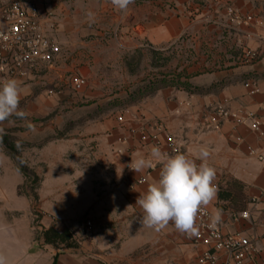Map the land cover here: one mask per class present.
Segmentation results:
<instances>
[{
    "label": "crops",
    "instance_id": "0c3cea01",
    "mask_svg": "<svg viewBox=\"0 0 264 264\" xmlns=\"http://www.w3.org/2000/svg\"><path fill=\"white\" fill-rule=\"evenodd\" d=\"M230 8L243 18L253 17L254 22L232 24ZM39 14L61 54L53 66H40L27 78L15 79L21 90L19 109L25 118L14 116L0 123V255L7 257L8 264H194L205 248L194 244L193 236L181 234L171 222L158 231L140 222L137 197L156 182L161 165L154 162L137 174L128 164L132 158L147 157L152 146L173 155L166 134L160 136L159 145L143 140L159 127L172 135L182 154L190 158L195 159L201 145L210 148L208 163L221 184L210 212H221L225 234L248 238L258 250L253 264H262L264 202L257 198L264 191V162L251 157L249 148L264 156V0H134L126 12L114 8L110 0H40ZM5 25L0 7V27ZM109 36H118L123 50H127L124 42L134 39L155 51L177 46L189 60L186 64L185 59L177 60L174 72L153 77L144 87L110 92L88 66L93 57L91 45L102 44ZM247 51L256 52L257 60L247 62ZM69 73L87 79L82 92L73 90V76L66 79ZM165 76L171 80L182 76L181 81L191 85L192 91L165 87ZM248 82H255L260 92L247 88ZM50 90L62 93L49 96ZM111 99L119 103L117 116H123V123L119 117L106 116V110L116 106ZM106 103H110L107 108ZM218 108L239 113L244 122L229 118L221 130L214 131L205 116ZM248 113L256 116L260 132L252 129ZM59 115L71 125L80 121L87 160L91 143L103 153L99 164L108 170L101 172L99 179L108 182L88 189L79 207L82 215L96 222L115 221L127 228L128 237L113 257L94 253L88 242L61 249L46 245L44 231H72L76 222L74 188L63 180L64 174H37L39 187L32 197L28 180L34 177L21 174L10 155L6 139L39 143L57 128ZM21 160L30 158L23 155ZM84 177L93 178L88 161ZM143 179L147 182L141 183ZM23 189L27 191L23 193ZM35 210L42 212L37 221L32 216ZM244 213L249 215L247 219L242 218Z\"/></svg>",
    "mask_w": 264,
    "mask_h": 264
},
{
    "label": "rangeland",
    "instance_id": "374dc122",
    "mask_svg": "<svg viewBox=\"0 0 264 264\" xmlns=\"http://www.w3.org/2000/svg\"><path fill=\"white\" fill-rule=\"evenodd\" d=\"M124 43L127 44V50L120 48L121 42L118 36L117 38L111 36L106 42L102 44L94 43L89 49L93 55L88 65L91 73H93L95 79L101 78L105 81L110 92L144 87L145 83L153 77L174 72L175 66L173 64L177 60L183 61L185 59V64L189 60L184 55L185 53L182 54L177 49V46L165 48L164 51H155L144 41H136L134 39L132 41L126 40ZM136 45H138L137 49L128 50L130 46ZM182 55L183 59L180 58ZM72 76L74 75L69 73L66 75V79L69 80ZM75 76L82 77L79 74ZM85 80L87 81V79ZM115 100L111 99L109 102L116 104L113 103ZM90 103L92 104V101ZM109 104L106 103V108L110 106ZM118 105L119 103L116 106L114 105L113 108L107 109L106 116L119 117L117 112L120 111V106ZM114 108L116 111L112 113ZM59 117L61 118V115ZM79 123L80 121L76 125H71L70 121L61 118L58 121L57 128L41 137L39 143L27 144L15 141L11 143L9 142L11 141L10 139H6V142L10 153L20 160L21 167L34 177L28 180L32 197H35V188L39 187L40 178L37 174H53L55 177L65 175L63 180L68 186L74 188L76 222L71 227L74 240L80 244L90 243L93 252L98 255L113 257L120 253L121 246L128 237L127 228L118 226L115 221L107 224L96 222L94 219L89 218V215H82L81 213L82 202L80 198L86 197L88 189L91 187H97L103 182H108V180L102 181L99 179L101 172L107 171L108 168L99 164L103 153L98 151L96 143L90 144L87 160L85 156L87 150L85 145H83L85 143L81 140L82 126ZM23 155L28 156L30 160L23 162L21 160ZM87 161L91 176H93V178L90 177L89 179L83 178ZM99 172L100 174H98ZM26 191V189H23V193ZM40 213H42L41 210L32 212L35 221L41 216ZM88 222L93 225V230L89 235L83 231ZM114 264L118 263L114 262Z\"/></svg>",
    "mask_w": 264,
    "mask_h": 264
},
{
    "label": "built area",
    "instance_id": "2783aa9c",
    "mask_svg": "<svg viewBox=\"0 0 264 264\" xmlns=\"http://www.w3.org/2000/svg\"><path fill=\"white\" fill-rule=\"evenodd\" d=\"M58 1L71 3L75 0ZM39 2L40 0H0V7L6 21V25L0 27V82L8 79H25L40 66H53L61 54V48L47 33L42 23ZM229 18L231 23L237 26L254 22L253 17L243 18L233 8L229 9ZM257 58L256 52L244 53V59L247 62H253ZM70 84L75 92H81L86 87L87 81L82 77L73 76ZM246 87L251 88L254 93L260 92L255 82H248ZM61 93L62 90H50L48 95L55 96ZM229 118L238 123L244 122L239 113H231L224 108H218L205 116V120L214 131L221 130L223 122ZM246 118L252 121V129L260 132L256 116L248 113ZM118 121L123 123V116H120ZM162 134H166L167 146L173 155L182 153L179 143L172 135L165 133L162 127L157 128L153 135L143 137V140H150L153 144L159 145ZM249 155L264 162V156L253 148H249ZM146 182V179L141 181V183ZM214 183L218 195L221 184L217 180ZM257 201L264 202V191L260 193ZM210 205L203 208L197 217L199 234L193 236V242L205 248V251L194 264H253L252 261L258 250L248 238L242 234H225L220 223L214 228L209 227ZM248 217L247 213L242 215L243 219ZM92 230L93 225L88 222L83 231L89 235Z\"/></svg>",
    "mask_w": 264,
    "mask_h": 264
},
{
    "label": "clouds",
    "instance_id": "9594fccd",
    "mask_svg": "<svg viewBox=\"0 0 264 264\" xmlns=\"http://www.w3.org/2000/svg\"><path fill=\"white\" fill-rule=\"evenodd\" d=\"M114 8L126 12L134 0H110ZM89 20L93 14L89 12ZM20 86L15 79L0 82V123L12 117L25 118L19 109ZM30 130H34L31 124ZM212 155L210 148L201 145L195 159L182 153L166 155L159 147L152 146L147 157L132 158L128 168L137 174L153 166L161 165L158 179L140 193L136 206L142 210L141 224L144 227L160 230L170 222L181 234L198 235L197 217L200 211L217 198L214 183L216 171L208 161ZM200 163L197 164L196 160ZM221 222V212L214 211L209 217V227ZM0 264H8L7 257L0 255Z\"/></svg>",
    "mask_w": 264,
    "mask_h": 264
},
{
    "label": "trees",
    "instance_id": "16d2710c",
    "mask_svg": "<svg viewBox=\"0 0 264 264\" xmlns=\"http://www.w3.org/2000/svg\"><path fill=\"white\" fill-rule=\"evenodd\" d=\"M182 76H179L173 80L168 79L167 76H165V87H177L179 89H184L187 90L189 92L192 91V86L189 85L187 82H182L181 81ZM153 88L151 89V91L156 87V86H152ZM11 157L13 158V160L15 161L17 170L23 174L25 177H29V174L27 172V170L23 169L21 167V162L19 159H17L15 156H13L12 154H10ZM42 238L45 242L46 245H51L57 249H61V248H73L77 246L76 241L74 240V234L72 231L67 230L63 233H60L58 231H56L55 229H49L47 231H44L42 233Z\"/></svg>",
    "mask_w": 264,
    "mask_h": 264
}]
</instances>
